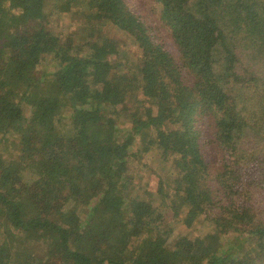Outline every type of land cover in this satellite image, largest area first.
Returning a JSON list of instances; mask_svg holds the SVG:
<instances>
[{
	"label": "trees",
	"instance_id": "trees-1",
	"mask_svg": "<svg viewBox=\"0 0 264 264\" xmlns=\"http://www.w3.org/2000/svg\"><path fill=\"white\" fill-rule=\"evenodd\" d=\"M153 3L0 0V264H264V0Z\"/></svg>",
	"mask_w": 264,
	"mask_h": 264
},
{
	"label": "rangeland",
	"instance_id": "rangeland-1",
	"mask_svg": "<svg viewBox=\"0 0 264 264\" xmlns=\"http://www.w3.org/2000/svg\"><path fill=\"white\" fill-rule=\"evenodd\" d=\"M133 2L135 5V9L137 11H142L146 14L144 17L145 19L154 18L157 21L160 19V17H159L160 13L158 11V7L156 5H154L153 0H133ZM153 7H154V9H153ZM152 9H153V11H152ZM61 20H63V19L60 18L59 23L61 22ZM65 20H67V19H64V21ZM162 32L164 33L165 31L163 30ZM111 35H112V33H111ZM116 36H115V38L120 40V42L123 44L124 47L135 50L136 53H138V51L140 49H139L138 45L136 43H134V40L131 38V36H129V35H118L117 37ZM163 40L166 42V44L170 43L169 38H163ZM45 64L47 66V71L48 70L55 71V69L57 68V66L52 65L51 60L45 61ZM43 68L44 67H40L39 71L37 72V75L39 72H41L38 75L39 77L43 74V72L45 70ZM132 85H133V83H132ZM19 135H20V133H18V131H14L13 133H10L7 135H1L0 134V158H2L5 161H10L11 158H15V157L17 158L19 156V152H20ZM215 157H216V155L214 154L213 159ZM150 181H151L150 182V189H152V190L158 189V187L160 188L164 184V183H162L161 173L159 172L158 169H157V171L154 170L153 176H152ZM48 264H61V263L59 261L57 263H55L53 261V259H51L48 262Z\"/></svg>",
	"mask_w": 264,
	"mask_h": 264
}]
</instances>
